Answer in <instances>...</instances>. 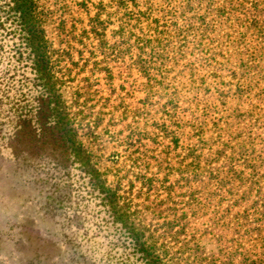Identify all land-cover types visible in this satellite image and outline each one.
<instances>
[{
    "label": "rangeland",
    "instance_id": "1",
    "mask_svg": "<svg viewBox=\"0 0 264 264\" xmlns=\"http://www.w3.org/2000/svg\"><path fill=\"white\" fill-rule=\"evenodd\" d=\"M32 3L40 50L0 0V264H146L128 230L264 264V0Z\"/></svg>",
    "mask_w": 264,
    "mask_h": 264
},
{
    "label": "trees",
    "instance_id": "2",
    "mask_svg": "<svg viewBox=\"0 0 264 264\" xmlns=\"http://www.w3.org/2000/svg\"><path fill=\"white\" fill-rule=\"evenodd\" d=\"M15 3L16 11L20 13L21 23L31 37L28 44H31L34 50H40V47H44V35L35 18L36 15L32 0H15ZM31 40H33L32 43ZM114 214L119 220H123V217H125V214L123 212L119 213L117 209ZM127 228L130 229L128 226ZM128 232L133 236L132 240H135L136 245L139 246V250L145 253L146 264H160L159 257L151 254L149 247L143 248L144 244L138 241V238L136 241V236H138V234L134 233L132 230H128Z\"/></svg>",
    "mask_w": 264,
    "mask_h": 264
}]
</instances>
